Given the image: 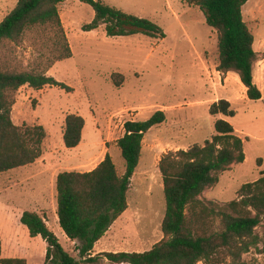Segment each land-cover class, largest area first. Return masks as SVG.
Wrapping results in <instances>:
<instances>
[{"label": "rangeland", "instance_id": "374dc122", "mask_svg": "<svg viewBox=\"0 0 264 264\" xmlns=\"http://www.w3.org/2000/svg\"><path fill=\"white\" fill-rule=\"evenodd\" d=\"M17 1L0 0V21ZM102 1L151 20L164 37H112L106 35L103 25L83 31L82 26L94 18V10L79 0H65L59 4V15L71 57L53 63L60 45L56 30L50 26L27 30L16 43L0 48V65L46 72L71 88L66 91L44 86L36 90L24 85L13 92V123L42 125L46 136L42 142L43 164L0 173L3 258L45 264L46 242L40 236L31 237L17 221L18 214L31 207V200L19 193L18 183L32 178L44 181L49 229L66 251L77 256L75 243L66 240L54 221L53 173L62 167L61 172L89 171L106 153L122 173L124 161L117 140L124 134V123L145 120L157 110L165 113V120L143 137L140 161L127 194L128 207L96 243L100 252H142L162 239L165 200L158 162L169 151L203 144L214 134L218 118L228 120L243 140L245 159L220 173L218 182L200 199L222 206L239 197L242 184L264 175V0H248L242 7L243 19L254 36L257 58L253 76L262 93L259 100L247 98L236 73L218 69L217 33L196 6L185 0ZM219 99L230 102L234 116L209 113L210 105ZM68 114L84 119L81 141L73 148L65 147L62 138ZM221 229L217 217L214 230ZM254 233L256 245L243 253L239 262L228 258L224 264H264V218ZM102 264L111 263L104 259Z\"/></svg>", "mask_w": 264, "mask_h": 264}, {"label": "trees", "instance_id": "16d2710c", "mask_svg": "<svg viewBox=\"0 0 264 264\" xmlns=\"http://www.w3.org/2000/svg\"><path fill=\"white\" fill-rule=\"evenodd\" d=\"M65 0H18L0 21V48L16 43L27 30L50 26L56 30L59 53L53 63L71 57L59 15V4ZM94 10L91 22L82 26L90 31L104 26L107 36L142 34L163 38L164 32L147 18L126 13L102 0H79ZM199 8L206 24L217 33L218 69L234 72L246 89L250 100H259L261 90L254 82L253 63L257 53L254 36L243 19L242 7L248 0H185ZM52 63V64H53ZM51 64V65H52ZM27 85L40 90L58 86L71 91L46 72L16 70L0 65V173L34 163L42 155L46 136L42 125H16L11 119L13 92ZM211 115L234 116L226 99L209 107ZM165 120L162 110L145 120H129L117 146L124 161V170L117 172L111 156L89 171H62L56 176V215L58 225L75 242L77 256L59 243L41 215L24 211L20 222L31 237L40 236L47 244L45 264H224L229 258L239 262L241 255L256 245L255 228L264 218V175L241 185L238 198L222 206L200 199L215 185L219 174L245 159L243 140L232 124L218 118L214 134L203 144H193L163 154L158 162L162 177L165 211L161 221L163 237L149 250L105 251L94 254L95 243L105 235L112 223L127 209V194L137 168L142 140L146 132ZM84 119L78 114L65 118L63 143L76 147L81 141ZM219 217L221 230H214ZM0 237V264H27L25 258H3Z\"/></svg>", "mask_w": 264, "mask_h": 264}, {"label": "crops", "instance_id": "0c3cea01", "mask_svg": "<svg viewBox=\"0 0 264 264\" xmlns=\"http://www.w3.org/2000/svg\"><path fill=\"white\" fill-rule=\"evenodd\" d=\"M38 162H41L43 164V159L42 158L37 159L34 163H32L30 165L34 166V165L38 164ZM30 165H27V166H30ZM19 168H21V167H19ZM62 169H64V168L62 167L61 169H57V171L53 173V176L51 178V185L53 188L52 189L53 190L52 195H53V201H54V206H53V208H54L53 213H54V219H55L54 221L57 222V224H58V218L56 215V186H55V183H56V176L59 172H61ZM46 171H47V169H46ZM41 175H43V173ZM18 186L20 187L19 193L23 194L24 196H27L31 200V203H30L31 207H29L25 210H22L18 214L17 221L19 222L21 214L24 211H26V210L34 211L43 217L47 226L49 227V225H50L48 222V216L49 215H48V212L46 211L47 209L45 208V205H48L47 200H46L47 194H46V187H45V184H44V181L42 180V178L24 179L21 183H18ZM64 236H65V234H64ZM65 238H66V240L70 241L66 236H65ZM70 242L72 244L75 243L74 241H70ZM96 243H95L94 248H93L94 254L100 252L99 249L95 248ZM94 250H96V251L94 252Z\"/></svg>", "mask_w": 264, "mask_h": 264}]
</instances>
